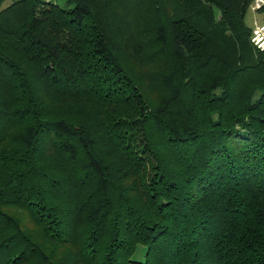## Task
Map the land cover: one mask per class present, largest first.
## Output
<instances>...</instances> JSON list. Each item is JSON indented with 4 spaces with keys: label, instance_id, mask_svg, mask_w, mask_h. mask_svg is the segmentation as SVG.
I'll return each mask as SVG.
<instances>
[{
    "label": "trees",
    "instance_id": "1",
    "mask_svg": "<svg viewBox=\"0 0 264 264\" xmlns=\"http://www.w3.org/2000/svg\"><path fill=\"white\" fill-rule=\"evenodd\" d=\"M2 2L0 264H264L250 0Z\"/></svg>",
    "mask_w": 264,
    "mask_h": 264
},
{
    "label": "built area",
    "instance_id": "2",
    "mask_svg": "<svg viewBox=\"0 0 264 264\" xmlns=\"http://www.w3.org/2000/svg\"><path fill=\"white\" fill-rule=\"evenodd\" d=\"M262 5H264V0H250L249 8L255 12ZM249 41L257 49L264 48V20L253 19L250 26Z\"/></svg>",
    "mask_w": 264,
    "mask_h": 264
},
{
    "label": "rangeland",
    "instance_id": "3",
    "mask_svg": "<svg viewBox=\"0 0 264 264\" xmlns=\"http://www.w3.org/2000/svg\"><path fill=\"white\" fill-rule=\"evenodd\" d=\"M8 2H9V0H3V2L1 3V6L6 5ZM257 16H259V15H257ZM259 17H260V16H259ZM259 17H258V18H259ZM253 19H254V17H253V12L250 10V8H248L247 11H246V14H245L244 20H245V22H246L247 25H251V23L253 22ZM258 21H261V19L259 18ZM139 61H140V60H139ZM140 62H141V61H140ZM141 63H142V62H141ZM141 63H140L141 66H139V65L137 64L138 66H135V65H134V66H131V68H133V74H134V76L137 77L138 79H142V80H143V74H144L143 69H145L146 66H144V64H141ZM147 66H149V67L154 66V68H155V66H157V65L149 64V65H147ZM146 87L150 89V90L148 91L149 96H154V95L157 94L156 86L153 84V82H152V85H151L150 83H148V84L146 85Z\"/></svg>",
    "mask_w": 264,
    "mask_h": 264
},
{
    "label": "crops",
    "instance_id": "4",
    "mask_svg": "<svg viewBox=\"0 0 264 264\" xmlns=\"http://www.w3.org/2000/svg\"><path fill=\"white\" fill-rule=\"evenodd\" d=\"M257 15H259V14L257 13V11L253 12V17H254L255 19H257V20H258L259 18L261 19V16L259 15V16H260V17H259V16H257ZM258 17H259V18H258ZM261 20H262V19H261ZM249 26H251V25H249Z\"/></svg>",
    "mask_w": 264,
    "mask_h": 264
}]
</instances>
